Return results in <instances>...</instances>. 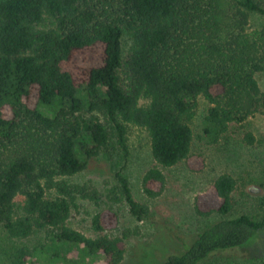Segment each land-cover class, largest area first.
<instances>
[{
  "label": "trees",
  "instance_id": "1",
  "mask_svg": "<svg viewBox=\"0 0 264 264\" xmlns=\"http://www.w3.org/2000/svg\"><path fill=\"white\" fill-rule=\"evenodd\" d=\"M262 72L264 0H0V231L19 243L9 264L120 263L124 239L104 234L117 214H93V236L74 230L81 189L67 180L111 133L126 156L131 125L147 134L155 163L141 193L158 198L162 170L190 155L200 99L208 143L255 115L264 121ZM115 178L129 214L147 218L127 179ZM234 186L221 174L194 200L201 224L165 264H208L264 231V219L228 218Z\"/></svg>",
  "mask_w": 264,
  "mask_h": 264
},
{
  "label": "rangeland",
  "instance_id": "2",
  "mask_svg": "<svg viewBox=\"0 0 264 264\" xmlns=\"http://www.w3.org/2000/svg\"><path fill=\"white\" fill-rule=\"evenodd\" d=\"M260 20H253L256 27ZM127 48V40H123ZM260 91L264 92V72L256 75ZM207 104L200 99L190 127L193 141L189 157L172 168L163 169L166 184L156 199H146L140 190V179L155 167L149 139L143 129L128 125L127 154L116 144L112 135L109 145L88 159L85 169L68 179L76 186L77 208L70 211L69 225L85 236L90 231L91 216L111 208L118 217L116 228L105 232L109 237L124 239V254L118 264H165L181 251L201 220L193 213V202L208 194L211 184L221 174H229L235 181L232 210L228 218L247 216L253 221L264 219V121L261 115L244 123L232 125L215 144L204 140L201 130ZM250 134L252 144L245 136ZM128 181L134 200L146 204L149 215L143 220L132 217L117 191L116 174ZM37 234L31 241L36 243ZM19 243L10 241L0 231V264H9L13 248ZM263 264L264 231L258 232L246 245L216 254L208 264Z\"/></svg>",
  "mask_w": 264,
  "mask_h": 264
}]
</instances>
